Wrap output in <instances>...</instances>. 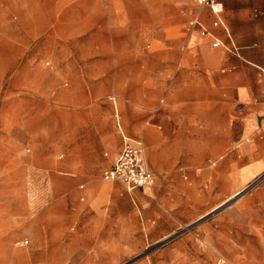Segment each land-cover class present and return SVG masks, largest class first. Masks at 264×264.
<instances>
[{"label": "rangeland", "instance_id": "obj_1", "mask_svg": "<svg viewBox=\"0 0 264 264\" xmlns=\"http://www.w3.org/2000/svg\"><path fill=\"white\" fill-rule=\"evenodd\" d=\"M162 1L148 0L145 17L132 14L122 54L97 56L111 66L97 72L103 85H77L80 72L51 59L17 72L28 85H4L0 264H264V171L243 184L201 174L226 154L222 99L232 97L220 94L214 74L229 58L264 68V0H229L234 6H225L224 16L240 57L212 49L220 60L208 75L185 49L197 32L189 25L193 16L210 25L207 7ZM116 62L133 69L115 70ZM128 94L134 101H126ZM108 95H115L132 140L147 127L170 145L190 122L186 107L195 101L209 113L210 137L202 149L173 150L161 159L144 146L157 177L150 188L104 181L102 171L122 142Z\"/></svg>", "mask_w": 264, "mask_h": 264}, {"label": "crops", "instance_id": "obj_2", "mask_svg": "<svg viewBox=\"0 0 264 264\" xmlns=\"http://www.w3.org/2000/svg\"><path fill=\"white\" fill-rule=\"evenodd\" d=\"M216 1L222 3V12L214 13L208 5L201 4V11L204 12L205 6L209 11L210 25L206 24L200 14L193 16L189 25L197 32L189 35L185 41L186 53L195 56L197 66L207 75L208 69L216 71L220 60L212 49L221 48L238 57L241 49L230 37L224 16L225 6L233 7L234 3L229 0ZM163 3L162 0L157 2L158 6ZM147 6L148 0H0V100L4 85H28L16 77L17 72L30 70L33 66L39 68L45 59L62 64L65 71L80 72L76 78L80 81L77 85H103L104 81L98 79L97 72L110 70L111 66L103 65L97 56L112 55L117 58L122 54L130 42L132 14L137 12L145 17ZM202 28L208 31L204 36L200 34ZM216 37L220 44L212 47L211 42ZM110 47L112 50H109ZM250 64L255 65L252 62ZM225 65V68L220 69L222 74L215 73L214 76L220 94L226 92L232 97L222 99L225 104L226 136L223 144L226 154L219 155L220 159L215 157V169L204 168L201 174L228 178L232 183L243 184L264 171V117L259 104L264 68L257 70L236 58H229ZM112 67L125 71L133 69L130 62L126 66L116 62ZM107 98L113 106L114 127L122 137L111 163L126 140L139 142L142 148H151L154 158L161 159L173 150L177 153L179 150L194 152L202 149L210 137L209 113L201 102L195 101L186 107L187 112L192 110V114L188 113L190 122L180 126L182 129L174 134L170 145H165L166 141L160 139L158 132L148 135L147 127L140 131L138 141L132 140L124 130L115 95H108ZM127 98L128 102L134 101L130 94ZM198 134L202 135L201 142L195 137ZM104 155L107 156L108 152H104ZM147 165L153 173L149 186L127 189L119 181L110 182H118L127 190L150 188L156 183L157 177L152 167ZM83 198V195L80 196V199Z\"/></svg>", "mask_w": 264, "mask_h": 264}, {"label": "built area", "instance_id": "obj_3", "mask_svg": "<svg viewBox=\"0 0 264 264\" xmlns=\"http://www.w3.org/2000/svg\"><path fill=\"white\" fill-rule=\"evenodd\" d=\"M200 4L208 5L212 12L221 13L222 3L216 0H198ZM215 22L214 24H216ZM208 33L207 29L202 28L200 34L202 36ZM220 40L214 38L211 42L212 47H217ZM259 104L261 114L264 117V81L262 84ZM218 157L217 159H220ZM210 161L214 165L216 160ZM153 173L148 167L143 153V148L139 142L124 141L121 149L115 156L114 161L102 171V179L105 181H119L127 189L134 187L149 186L152 183ZM28 240L25 239L23 244H27Z\"/></svg>", "mask_w": 264, "mask_h": 264}]
</instances>
